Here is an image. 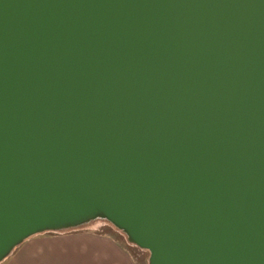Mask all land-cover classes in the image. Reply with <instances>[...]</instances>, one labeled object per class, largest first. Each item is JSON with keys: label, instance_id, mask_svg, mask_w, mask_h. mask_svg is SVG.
Wrapping results in <instances>:
<instances>
[{"label": "water", "instance_id": "obj_1", "mask_svg": "<svg viewBox=\"0 0 264 264\" xmlns=\"http://www.w3.org/2000/svg\"><path fill=\"white\" fill-rule=\"evenodd\" d=\"M97 220L264 264V0H0V263Z\"/></svg>", "mask_w": 264, "mask_h": 264}, {"label": "crops", "instance_id": "obj_2", "mask_svg": "<svg viewBox=\"0 0 264 264\" xmlns=\"http://www.w3.org/2000/svg\"><path fill=\"white\" fill-rule=\"evenodd\" d=\"M0 264L143 263L116 236L86 228L35 236L24 242Z\"/></svg>", "mask_w": 264, "mask_h": 264}, {"label": "rangeland", "instance_id": "obj_3", "mask_svg": "<svg viewBox=\"0 0 264 264\" xmlns=\"http://www.w3.org/2000/svg\"><path fill=\"white\" fill-rule=\"evenodd\" d=\"M96 222V223H95ZM94 223H92L88 229H91L93 231L96 230V232H106L110 233L114 236H116L123 244L128 246L132 252L135 253L136 257L143 263V264H149L148 259H149V253L147 251H143L133 245H130L123 233L120 231L116 230L113 226H111L109 223L103 221V220H97ZM98 230V231H97ZM49 234V233H47Z\"/></svg>", "mask_w": 264, "mask_h": 264}, {"label": "bare ground", "instance_id": "obj_4", "mask_svg": "<svg viewBox=\"0 0 264 264\" xmlns=\"http://www.w3.org/2000/svg\"><path fill=\"white\" fill-rule=\"evenodd\" d=\"M96 223V222H95Z\"/></svg>", "mask_w": 264, "mask_h": 264}]
</instances>
